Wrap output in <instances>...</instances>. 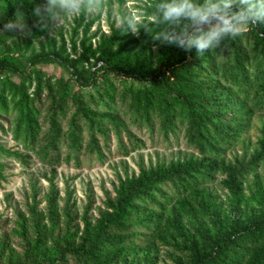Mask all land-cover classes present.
Returning a JSON list of instances; mask_svg holds the SVG:
<instances>
[{
  "label": "rangeland",
  "instance_id": "374dc122",
  "mask_svg": "<svg viewBox=\"0 0 264 264\" xmlns=\"http://www.w3.org/2000/svg\"><path fill=\"white\" fill-rule=\"evenodd\" d=\"M164 2L85 0L80 11L66 13L50 0H0V21L14 7L30 11L36 20L38 6L57 12L52 18L44 10L48 21L38 34L0 30V63L26 71L10 81L25 88L37 117L30 143L18 97L6 96L0 104V264H195L219 241L231 238L233 228L243 232L264 224V158L236 188L225 184L228 175L222 172L225 165L248 164L264 149V79L248 92H233L231 110L221 115L241 135L214 159L189 144L182 124L164 134L157 118L141 119L137 112L143 101L138 108L136 101L148 86L102 70L107 59L124 72L142 71L148 78L156 72L174 48L152 39L155 28L150 27L160 30L165 23L150 14L160 16ZM251 31L248 26L238 42L253 75L258 58L253 57ZM207 54L214 55L218 66L232 58L221 47L202 56ZM44 55L50 60L31 65L34 57ZM202 56L196 53L194 60L203 70ZM60 61L72 68H63ZM72 70L85 80L95 72L96 79L90 87H80ZM178 71L176 77L165 74L174 91L179 89ZM85 116L102 130L95 135L101 155L92 146ZM186 164L218 169L194 180L191 188L174 181L175 187L167 183L153 191L151 200L139 197L121 230L110 227L96 243L101 221L115 215L130 182ZM263 240L235 264H251ZM83 244L87 255L72 253Z\"/></svg>",
  "mask_w": 264,
  "mask_h": 264
},
{
  "label": "trees",
  "instance_id": "16d2710c",
  "mask_svg": "<svg viewBox=\"0 0 264 264\" xmlns=\"http://www.w3.org/2000/svg\"><path fill=\"white\" fill-rule=\"evenodd\" d=\"M18 9L25 14L30 26L34 22H38L37 26L32 27V33L38 34L46 26L48 21L47 12L44 11L46 8L41 10L43 21H40V18L36 20L30 11L14 7L0 21V30L4 29L5 25L14 18V13ZM150 15L158 22V12L152 11ZM249 26L252 29L251 38L254 43L253 57L255 60L258 58L253 67V75L246 66L249 62V57L248 55L246 56L243 48L240 47L238 36L235 38L228 37L223 41L221 48L224 51H231L232 58L223 61L220 66L214 61L213 54L216 51L213 52L212 56H209V54H207V57H205L206 55L202 56V61L206 64V69L203 68L202 70L203 65H198L194 60L195 49L188 52L174 46L171 54L160 61L156 72L149 78L142 71L124 72L120 66L113 64L107 59L102 60V70L117 76L123 75L125 78L137 80L144 85V88L148 86L144 94L139 96L136 101L137 108L141 106V101H143L142 110L137 112L141 119L151 122L157 118L164 134L174 132L177 123L182 124L189 144L197 148L202 154H207L216 159L217 156L221 155L224 146H230L229 144L235 142L241 135L239 127L230 126L229 122L224 120L221 112L231 110V101L236 97L233 92H242L244 89H247L248 92L259 80L264 79V24ZM165 27L167 25L163 24L158 30L157 26L152 25L150 29L155 28L154 33L156 34ZM49 60L50 58L44 55L34 57L30 63L31 65H36ZM60 64L68 70L72 68L66 62L60 61ZM176 70H180L178 71L180 75L177 77L179 89L174 91L167 84L168 79L165 74L170 71V75L176 77V73H174ZM191 71L199 72L200 78L195 80ZM25 73L26 71H21L10 62L3 61L0 63V76L4 77L0 80V104L5 101L6 96H11L13 99L18 97L16 104L20 106L23 113L22 120L26 132L25 138L32 143L35 133L33 126L37 117L30 110V100L26 95L25 88H20L10 81V77L23 78ZM71 73L75 76L76 83L83 88L90 87L96 79L95 72L90 74L88 80H85L76 71L72 70ZM243 104L245 105L244 102ZM243 108L249 112L250 108L248 106H243ZM85 119L90 125L89 132L93 142L92 146L96 147L101 155L100 148L96 146L95 135L96 132H101L102 130L97 128L98 125H95L94 120L91 118L85 116ZM114 125L116 126L117 124L114 123ZM76 129L78 130V128ZM71 139L74 141V136H71ZM263 158L264 149L257 153L248 164H238L234 167L222 166V172L228 175V180L225 184L229 188H236L238 186L237 183ZM216 169H218V165L186 164L182 167L171 168L165 172L158 171L151 175L142 174L137 180L130 182L122 192L115 207V215L106 217L101 221L96 243L100 242L99 238L110 227L121 230L124 217L129 210L133 209L132 205L139 197L148 196L151 200L152 196L150 194H154L152 193L153 191L158 192L159 187L167 183H171L175 187L174 181H178L183 188H191L194 180L199 177H208L211 171ZM2 179V170L0 168V181ZM149 228L152 229V225ZM263 239L264 224L249 228L243 232L233 228L231 238L219 241L209 256L197 257L194 262L195 264H235L239 261L241 255L247 254L248 247ZM86 242L85 240V245ZM65 251L67 252L68 249ZM72 253L75 255L88 254V252L85 253L84 251V244L72 251ZM251 264H264V247L257 253Z\"/></svg>",
  "mask_w": 264,
  "mask_h": 264
},
{
  "label": "clouds",
  "instance_id": "9594fccd",
  "mask_svg": "<svg viewBox=\"0 0 264 264\" xmlns=\"http://www.w3.org/2000/svg\"><path fill=\"white\" fill-rule=\"evenodd\" d=\"M85 0H50L66 13L80 11ZM94 0H89V3ZM158 22L167 25L152 39L168 46L190 52L195 49L198 56L220 48L225 38L241 35L249 25L264 24V0H165L160 4ZM50 17L57 12L47 8ZM33 15L43 21L41 7ZM32 26L19 9L5 28L17 30L21 35H31ZM131 23V22H130ZM137 29L133 27V32Z\"/></svg>",
  "mask_w": 264,
  "mask_h": 264
}]
</instances>
